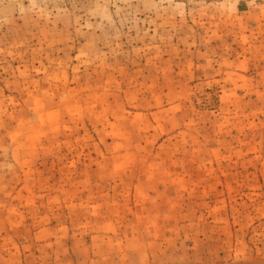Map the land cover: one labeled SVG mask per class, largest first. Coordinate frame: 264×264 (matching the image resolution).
Here are the masks:
<instances>
[{
    "label": "rangeland",
    "instance_id": "374dc122",
    "mask_svg": "<svg viewBox=\"0 0 264 264\" xmlns=\"http://www.w3.org/2000/svg\"><path fill=\"white\" fill-rule=\"evenodd\" d=\"M0 264H264V0H0Z\"/></svg>",
    "mask_w": 264,
    "mask_h": 264
}]
</instances>
